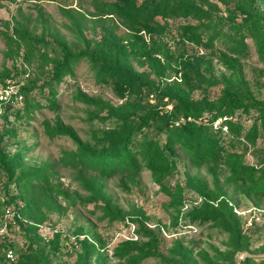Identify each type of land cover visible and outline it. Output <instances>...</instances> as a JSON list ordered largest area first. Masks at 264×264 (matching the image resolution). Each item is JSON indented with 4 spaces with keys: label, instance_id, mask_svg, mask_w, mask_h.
<instances>
[{
    "label": "rangeland",
    "instance_id": "374dc122",
    "mask_svg": "<svg viewBox=\"0 0 264 264\" xmlns=\"http://www.w3.org/2000/svg\"><path fill=\"white\" fill-rule=\"evenodd\" d=\"M209 1L216 9L199 0H188L210 14L223 41L208 44L203 38L202 45H197L191 36L203 29L198 20L158 17L162 28L155 29L153 39L160 69L140 65L130 56L146 86L140 94L119 99L111 86L96 81L85 60L78 63L72 76L53 86V92L45 86L51 78L50 65L43 64L41 55L52 58L56 36L77 52L93 50L101 38V25L114 23L118 36L127 32L116 20L98 18L93 0H0V74L9 76L0 78V87L7 82L20 85L17 100L8 109H0V154L21 153L26 167L46 169L48 183L56 190L49 196L51 211L42 208L46 222L32 233L48 264H237L238 256L247 251L264 254V193L253 185L229 181L230 170L222 163L216 167L211 162L193 161L179 148L166 152L173 172L162 185L171 197L152 182L150 172L139 160L134 170L100 175L71 165L78 153L70 139L48 135V130L57 126L69 128L83 144L99 150L108 144L107 136L125 130L126 126L105 110L76 101L79 92L110 104L132 121H138L150 105L156 104L157 97L148 95L150 84L160 89L174 85L198 107L215 104L230 91L238 93L243 102L264 101V0H255L250 6L247 0ZM6 35L12 36L15 44L8 45ZM145 40L148 42L147 36ZM239 42L244 44L242 50L233 53L231 49ZM220 54L234 70H228L218 59ZM199 120L212 130L221 128L225 148L252 168L253 179L264 187V131L256 114L225 116L213 122L204 115ZM233 125L239 128L235 135V129L228 133ZM163 126L158 119L150 121L138 140L144 144L155 139L163 145L166 134L159 129ZM7 130L15 135L2 139ZM5 181L0 168V196ZM205 210L221 215L227 212L246 241L247 251L234 247L229 233L213 222L191 221V213ZM21 220L22 225L4 220L8 224L0 237V264H10L4 259V250H14L18 258L27 250V221ZM56 236L59 247L54 251L48 240ZM129 246L137 250L138 261L118 258V251ZM18 264L23 263L20 260Z\"/></svg>",
    "mask_w": 264,
    "mask_h": 264
},
{
    "label": "trees",
    "instance_id": "16d2710c",
    "mask_svg": "<svg viewBox=\"0 0 264 264\" xmlns=\"http://www.w3.org/2000/svg\"><path fill=\"white\" fill-rule=\"evenodd\" d=\"M135 1L93 0L97 17L119 22L127 30L124 36H118L115 33L114 23L110 27L101 25V38L93 50L84 49L77 52H74L71 46L59 36L53 39L52 58L49 59L45 55H41L43 64L50 65L51 78L45 83V86L51 92L54 91L53 86L61 83L65 77L72 76L78 63L85 60L91 65L96 81L111 86L119 99H124L132 94H140V89L146 85L136 74L129 57L131 56L140 65L160 69V65L155 59L158 50L153 39L155 29L161 31L162 28V24L157 20L158 17L161 19L191 17L198 20L199 26L203 29L196 32L197 29L191 36V40L197 45H202L203 38L208 44L218 40L223 41L210 14L202 12L188 0H149L150 3L139 6L135 5ZM199 1L209 8L216 9L209 0ZM254 1L247 0L248 6ZM75 28H78L77 24H75ZM181 29L187 30L188 28ZM145 36L148 37V42L145 40ZM6 40L8 45L15 44L12 36L6 35ZM47 45L48 42L43 44V46ZM243 46L244 44L239 42L231 51L239 52ZM218 59L228 70H234L233 65L224 54H220ZM0 78L9 79V76L2 73ZM150 87L152 90L148 95L153 94L155 98L157 97L156 104L150 105L145 115L139 117L138 121H132V117L128 114L121 113L100 99L89 97L82 92L77 93L76 101L86 106H94L100 111L105 110L108 116L126 126L120 134L107 136L108 144L103 145L99 150L83 144L74 131L69 128L57 126L54 130L49 129L48 135L51 138L59 135L70 139L76 145L78 153L77 157L73 158L71 165H79L97 171L100 175L111 176L116 172L134 170L139 160L150 172L152 182L161 186L164 193L169 196H171V192L162 185V181L173 172L166 152H172L176 148L181 149L185 155L190 156L196 162H211L216 167L222 163L230 170L229 181L241 182L242 185H253V189L256 188L257 191L264 193L262 183L253 179V169L244 166L238 156L228 152L223 145L222 135H220L222 134L221 128L212 130L209 124L199 120L204 115H207L210 122H213L225 116L249 115L253 112L256 114L259 126L264 131V101L243 102L238 93L230 91L215 104L198 107L188 99L184 90L174 85H168L162 89L155 84H150ZM136 98L140 100L139 96ZM168 106H170L169 109H167ZM9 107L10 104L0 103V109ZM155 119L164 124L162 128H159L166 134L163 145L155 139L147 140L142 144L141 140H138V135L142 129L149 125L150 121ZM234 129L235 132H233ZM238 129V125H233L229 127L228 133L233 132L235 135ZM14 135L13 130H7L3 133L2 139L4 137L11 139ZM233 145L232 143L231 146ZM21 159V153L0 154V168L6 176L2 187L6 203L14 206L19 216L27 221L26 228H24V235L28 241L27 250L19 254L17 262L10 264H18L20 260L23 264H37L39 261L41 264H48L43 252L38 249L32 233L38 226L46 222L47 218L42 212V208L51 211L49 196L56 190L53 191L51 184L48 183L46 169L28 168ZM18 170L21 171L15 174V171ZM58 194L60 193L58 192ZM18 203L22 204L21 208ZM232 220L233 218L227 212H224V215L215 212L208 213L206 210L204 213H191L192 222H213L223 231L229 233V240L234 247H244V251H247L246 241L241 237L239 230L232 225ZM17 223L22 225L23 222L17 220ZM48 243L51 249L58 250V236L48 240ZM137 253L134 247L129 246L119 250L117 256L119 259L131 258V261H138ZM240 262L241 264H264V258H244Z\"/></svg>",
    "mask_w": 264,
    "mask_h": 264
},
{
    "label": "built area",
    "instance_id": "2783aa9c",
    "mask_svg": "<svg viewBox=\"0 0 264 264\" xmlns=\"http://www.w3.org/2000/svg\"><path fill=\"white\" fill-rule=\"evenodd\" d=\"M20 96V85L15 82H7L0 87V103L1 104H12ZM8 223L15 224L17 220L21 221V217L15 210L14 206L6 203L5 196H0V237L4 235V231L7 227L6 220ZM5 220V221H4ZM4 259L9 263H14L18 259L17 254L15 255L14 250L7 249L3 252Z\"/></svg>",
    "mask_w": 264,
    "mask_h": 264
},
{
    "label": "water",
    "instance_id": "95a60500",
    "mask_svg": "<svg viewBox=\"0 0 264 264\" xmlns=\"http://www.w3.org/2000/svg\"><path fill=\"white\" fill-rule=\"evenodd\" d=\"M243 258H254V259H260V258H264V254H262V255H252V254H249V253H242V254L239 255L238 258H237V264H240V261H241Z\"/></svg>",
    "mask_w": 264,
    "mask_h": 264
}]
</instances>
